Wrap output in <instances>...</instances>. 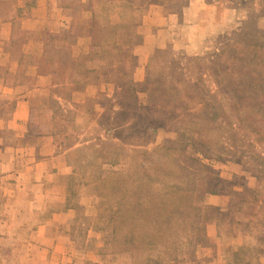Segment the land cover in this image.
Here are the masks:
<instances>
[{
	"label": "rangeland",
	"instance_id": "374dc122",
	"mask_svg": "<svg viewBox=\"0 0 264 264\" xmlns=\"http://www.w3.org/2000/svg\"><path fill=\"white\" fill-rule=\"evenodd\" d=\"M0 140L31 264H264V0H0Z\"/></svg>",
	"mask_w": 264,
	"mask_h": 264
},
{
	"label": "crops",
	"instance_id": "0c3cea01",
	"mask_svg": "<svg viewBox=\"0 0 264 264\" xmlns=\"http://www.w3.org/2000/svg\"><path fill=\"white\" fill-rule=\"evenodd\" d=\"M44 128L48 130L49 123H45ZM1 147L0 140V149ZM34 147L36 148L35 144L33 150ZM19 151L18 148L8 151V156L5 157L0 153V264H5L6 258L14 257L18 258L17 264H31V259L36 257L37 247L41 246L38 241L43 243L48 237L56 236L50 224L53 215L49 214L41 220L44 221L43 229L35 231L36 235L34 233L28 235L27 240H24L27 247L23 252L21 250L22 239L17 228L30 221H37L38 207L43 204L47 206V200L51 201L50 195L55 190L49 181L52 180L54 169H51L47 162L38 161L40 158L37 157L35 150L27 156V159ZM65 191L61 190L62 199L65 198ZM42 193L43 198L39 196ZM46 227H49L48 230ZM42 232L44 237L40 235ZM49 252L47 249V255ZM61 254H58L55 264H63V261H59Z\"/></svg>",
	"mask_w": 264,
	"mask_h": 264
}]
</instances>
